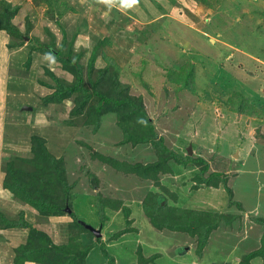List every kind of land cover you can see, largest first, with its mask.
<instances>
[{
  "label": "rangeland",
  "instance_id": "1",
  "mask_svg": "<svg viewBox=\"0 0 264 264\" xmlns=\"http://www.w3.org/2000/svg\"><path fill=\"white\" fill-rule=\"evenodd\" d=\"M6 7L12 25L23 33L30 30L25 43L15 49L7 48L12 31H0V211L4 216L17 219L24 211L26 219L47 231L55 243L74 241V249L96 244L100 238L87 264H109L102 245L116 264H146L145 259L153 256L150 264H247L246 255L261 248L264 233V226L255 221L264 218V0H138L131 8L120 0L112 4L0 0V11L7 12ZM72 39L74 54L84 52L83 65L96 46L95 71L106 65L102 55L114 60L120 71L114 67L110 71L119 72V81L130 85V95L144 98L164 146L182 156L189 155L191 148V157L209 164L204 177L224 174L232 194L223 184L216 188L195 179L202 166L194 163L182 166L169 161L170 172L161 173L158 181L129 173L127 167L157 162L159 146L124 144V128L115 111L105 113L95 129L92 122L85 123L89 113L71 117L69 101L46 106L44 97L52 92L43 85L52 83L46 70L69 80L73 77L31 47L52 42L67 46ZM169 73L182 74L184 79L191 73L195 92L170 82ZM240 95L255 107V116L232 110L229 99L239 101ZM70 121L74 124H67ZM35 135L45 138L49 151L64 159L66 179L72 185L73 206L65 208L71 212L48 220V225L3 187L7 168L24 165L19 158L31 168ZM215 183V179L209 182ZM152 193L164 199L162 204L207 210L213 218L217 211L227 219L200 254L196 238L153 226L143 207ZM100 197L115 205L109 206L103 229L95 208ZM125 207L131 214L123 211ZM72 213L88 231L73 229ZM90 227L101 235L97 237ZM8 230L9 244L3 250L12 261L28 231ZM119 233L123 235L116 240Z\"/></svg>",
  "mask_w": 264,
  "mask_h": 264
},
{
  "label": "trees",
  "instance_id": "2",
  "mask_svg": "<svg viewBox=\"0 0 264 264\" xmlns=\"http://www.w3.org/2000/svg\"><path fill=\"white\" fill-rule=\"evenodd\" d=\"M6 11H0V31H8L10 33L12 31L13 37H11L12 40L8 43L7 48L15 49L25 43V38L29 36L28 31L30 29L23 33L19 27L12 25L13 23H10L11 14L7 16L8 7H6ZM72 40L74 41V39ZM74 44H76L75 41L70 42L67 46L62 44L57 47L52 42V44H41V47H31L35 52L41 51L47 57V61L54 60L58 62L64 71H67L66 73L73 77L69 80L64 75H57L53 71L46 70L47 75L52 79V83L44 82L43 84L46 88L52 90L51 93L44 97L46 106L63 104L69 101L73 104L71 117L75 120V118L85 117L89 113L86 115L85 119L87 120L85 123L90 124L92 122L95 129L99 127L105 113L115 111L120 118L119 122L122 129L124 128V144L131 142L138 145L151 142L159 146V159L157 162L149 165L137 164L127 167L125 171L129 173H136L146 179L158 181L161 173L167 174L170 172V168L167 165L169 161L182 166L194 163L193 166H202L199 173H195V179L197 178L201 183L216 188H218L219 184H223L232 194L231 189L227 186L228 179L224 174L215 172L209 178L204 177V174L209 170V164L205 160L195 159L190 155L182 156L168 150L164 146V139L158 138L155 127L150 122L144 98L130 95V85L119 81V72L112 73L110 71L112 67L120 71L114 60L102 55L106 65L95 71L99 46L94 47L87 65H83L81 59L84 52L75 55ZM31 61L32 55H29L28 66ZM2 62L3 60H0L1 64H3ZM168 77L170 82H178L180 87L182 85L184 89L195 92L193 88L194 76L191 73H188L189 79L182 78V74L177 76L169 73ZM240 96L241 99L239 101H235L233 96L229 99L232 104V110L241 115L255 116V107H252L246 97ZM67 124L72 125L74 122L70 121ZM46 144L45 138L35 135L31 145V168H25L26 159L19 158L21 163L24 161V165L14 169L12 167L7 168L3 187L21 203L31 206L39 217L45 219L41 223L48 225V220L50 221L54 217L58 219L66 214L65 208L73 206V197L72 185L66 179L67 168L64 159L62 157L57 158L55 154H52ZM13 157H16V155H13ZM102 159L106 160V158ZM126 166L123 163V167ZM213 179H215L216 183L210 185L209 182ZM162 200L164 199L160 195L152 193L151 199L143 205L144 211L151 218L153 226L159 231L170 230L172 232L187 233L196 238L198 243L197 250L200 254L209 244L212 233L227 219L226 215L221 212L214 211L213 218L212 213L206 212L207 210H190L181 206H171L169 202L162 204ZM121 205L119 203V208ZM109 206L115 208L112 201L103 197H100L95 203V208L102 218L101 229H103L105 222L109 220L107 214ZM122 209L126 214H131L130 208L125 207ZM70 216L75 219L73 229L87 230L85 229V223L80 221L75 213ZM255 221L264 226V218L256 219ZM0 228L28 231L26 242L16 249L15 264H25L26 262L36 264H87V257L90 251L100 242L99 238L96 244L79 249H74V241L57 244L43 228L40 230L34 227L32 222L26 219L24 211L20 212L17 219L7 218L0 211ZM122 235L123 233L117 234L116 240ZM261 244V248L246 255L247 264H251V261L256 258H262L264 263V233L261 238ZM102 248L108 263L116 264L115 258L109 254L106 246L102 245ZM140 251L139 253H141ZM155 258L156 256L145 259L147 260L146 264L152 263Z\"/></svg>",
  "mask_w": 264,
  "mask_h": 264
},
{
  "label": "crops",
  "instance_id": "3",
  "mask_svg": "<svg viewBox=\"0 0 264 264\" xmlns=\"http://www.w3.org/2000/svg\"><path fill=\"white\" fill-rule=\"evenodd\" d=\"M6 231H9V230L0 228V251H2V252H0V264H15L14 263L15 257H12L13 260L11 261L10 260V255H5L4 254V250L3 249L8 246L7 244H9L7 242V239H6L7 238V234H5ZM19 236H20V234H19ZM20 244L22 245V244H24V242L20 241ZM256 259H259V258H256ZM256 259L252 260L253 263L251 262V264H254V262H256ZM260 259L261 260L258 261V264H264L263 263V259L262 258H260ZM29 263L30 264H34L33 262H27V264H29Z\"/></svg>",
  "mask_w": 264,
  "mask_h": 264
},
{
  "label": "clouds",
  "instance_id": "4",
  "mask_svg": "<svg viewBox=\"0 0 264 264\" xmlns=\"http://www.w3.org/2000/svg\"><path fill=\"white\" fill-rule=\"evenodd\" d=\"M101 3L112 4L113 0H100ZM122 6L131 8L138 3V0H120Z\"/></svg>",
  "mask_w": 264,
  "mask_h": 264
},
{
  "label": "water",
  "instance_id": "5",
  "mask_svg": "<svg viewBox=\"0 0 264 264\" xmlns=\"http://www.w3.org/2000/svg\"><path fill=\"white\" fill-rule=\"evenodd\" d=\"M192 153H193V152H192V149L189 148V149H188V154H189V155H192ZM66 211L69 212V213L71 212V210H70L69 208H67ZM90 230H91L93 233H95V235H96L97 237H99V236L101 235V233H100L99 231H96L95 229H93V228H91V227H90Z\"/></svg>",
  "mask_w": 264,
  "mask_h": 264
}]
</instances>
